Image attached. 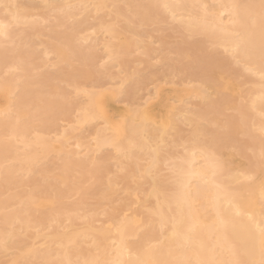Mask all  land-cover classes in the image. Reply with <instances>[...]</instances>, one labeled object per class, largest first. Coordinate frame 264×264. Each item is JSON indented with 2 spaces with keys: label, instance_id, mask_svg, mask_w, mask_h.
Listing matches in <instances>:
<instances>
[{
  "label": "bare ground",
  "instance_id": "6f19581e",
  "mask_svg": "<svg viewBox=\"0 0 264 264\" xmlns=\"http://www.w3.org/2000/svg\"><path fill=\"white\" fill-rule=\"evenodd\" d=\"M41 1L42 4L44 3V7H47L50 3H54V7L52 6L53 10L63 14V16L61 15L62 17H57V21L60 20L59 22L62 24L64 23L62 19L71 18L76 15H85V19H89L92 15L94 17L99 14L103 8H107L112 3L114 4V2L116 3L120 0H40V3ZM123 3L124 7H126L125 10L122 6L121 9L117 8L116 11V13L123 15L125 18V20L123 19L124 27L121 29L123 33L118 32L120 30L116 31L117 22L115 18L105 20L101 16L98 17L99 21L97 28L102 31V45L106 58L114 60L116 65L118 64L117 56L122 54L124 48L130 45L137 48L142 41V46L143 43L146 44L143 40V38L145 39L146 37H143L145 32L143 33L131 26L130 23L138 22L142 24L150 19L158 20L161 19L159 18L161 13L166 11L170 14L174 22H177L178 26L190 33L205 35L219 47L227 46L233 60L242 61L246 66L244 68H249L248 70H251L252 73L255 72L254 74L256 75L260 74L258 75L260 77V81L257 83L258 87L252 91V97L249 99L248 105L242 106V108L241 106L239 107L241 108L239 113L241 118L239 117V119L242 120V123H240L244 125V127L247 126L250 121L253 125L252 127H260L264 131V122L262 121L264 116V54L261 53V42L262 39H264V4H262L261 0H251V2H249L250 4H248V2L242 4L238 0H124ZM33 4V0L32 3L29 2V0H27V2H20L19 0H0V6H4L3 8H5L6 11H4L6 13L7 11L10 12V17L12 21L16 23L15 25H17L18 22L27 20V8L31 9L35 7ZM194 4L195 8H199H197V10L200 12H192V10H195V8L192 7ZM126 10L131 11L130 15L126 16L123 14ZM1 15L0 26L4 27L6 34L0 36V38H5L10 34L8 27L9 22L6 16L2 17L3 15ZM34 22L33 19L31 25H34ZM83 22H86V20L81 22L76 21L68 27L69 30H66L67 32L61 34L55 32L54 28L50 30L52 32L50 33L53 34V38L60 41L63 45L60 46V42L59 45L52 42L48 43V45L50 44L51 46V52H53V49L59 53L58 59L67 60L77 56L78 59L85 61V59L89 58L76 42L77 38L82 36L79 33L87 29V27H83ZM81 33L83 34V32ZM125 33H128L130 36L125 37ZM85 36L87 37V35ZM85 36L81 38L85 39ZM115 39L119 40L118 43L114 42ZM1 41L2 40H0V66L6 65L7 67H12L14 63H12V61L16 57L15 61L23 63L22 69L25 72H29L30 67L28 64L31 63L29 54H24L22 49H20L17 51V55L14 56L12 53L16 52L15 48H4L2 47ZM6 41L8 42V40ZM148 42L152 43L151 39ZM199 44L200 43H196L194 46H198ZM149 50L151 51V49ZM183 50L185 49L182 44L175 48V52L178 54H182ZM45 53L48 54V50L45 51ZM209 54L208 52V54L203 57L205 66L207 65L208 69L207 67L206 69H201L200 77L202 79L200 78V80L202 81L201 83H204V85L212 91L220 93V96L215 100L212 99L211 93L205 91L207 90L205 86L204 88L200 86H189L174 87L171 89L156 88L152 93V98L150 96L151 94H148L149 98L147 99L149 100L145 101L142 107H138L137 105L134 106L130 103L127 105H120L114 101V97H116L118 91H122V89L119 88L120 90L117 89L115 92L105 95V93L103 94V92L93 89H85L84 87L79 88L76 84V76L81 71L75 68L70 71L61 72L59 75H42L36 80L35 78H31V80L30 78L26 80L23 79L24 81L21 83L17 81L19 84L11 81L9 78L2 79L0 81V177L4 178L8 182L7 184L10 185L15 182L14 177L17 172H24L25 174L35 172V167L42 158L45 159L46 155L52 152H61L64 143L68 142L65 130L63 129L60 135L58 133V137L56 134L54 135L56 141L54 142L53 140L54 143L50 142V137L48 138L45 136L46 133L48 134V132L53 130V122L58 114L68 111L67 100L65 99V102L62 97L48 96L42 100L40 105L37 104V101L35 102L33 100L36 92H34L35 89H32V86L37 87L38 90L47 89L46 86L51 87L48 81L56 77H63L70 81V84L73 83L78 94L81 92L86 98L77 104V110L79 112L76 116L77 123L89 124L94 121L96 122L98 119L104 121V126L94 129L95 131L92 137L90 136L91 139L84 145L85 147L83 149L88 151L87 154L84 155L85 158L68 159L69 157H66V160L62 162L60 167L63 173L69 174L73 169H79L81 172L90 175L89 180H91L92 184L99 182L97 173L101 167V169H103V166L106 165L107 157L96 156V154L99 153L102 147L113 145L116 153L115 155L118 157L124 154L126 157L130 156L132 148L135 147L138 149H149L151 161L148 162V165L144 168L145 173L148 175L151 170H154L159 161H161L159 160L161 154L159 153V155L158 152L162 146L158 144L153 146V140L158 138V141L163 143L165 139H167L166 136L167 134L169 135L168 132L172 130V127H177L178 121L174 116L175 114L177 115V113L188 123L192 121L195 122V126L191 131L195 142L191 146H186L183 154L176 158V160L178 159L176 162L174 161L175 163H170V165L172 164V171L174 173L172 187L166 188L159 180L154 181L155 183L153 184L154 187L151 192L156 198V203L152 208L151 214L156 217L157 226L160 229L165 226L164 224L169 222V227L165 234L162 233V235L158 237L156 232H154L155 229L150 227L148 231H145L138 237V240L129 241L130 236H136V231L133 225H129L128 222H125V219L122 223L116 222V232L113 235L106 236L104 230L103 232H99L105 241H109V249L105 248L106 244L105 247H102L103 250L99 254L82 255L81 251H77L75 254L73 253V247L75 244L77 245V238L79 240V238L83 236L87 237L91 235V233L87 234L88 225L82 228L78 227L79 229H76L73 233H69V231L68 233H58V237L55 241L57 247L53 250H51L50 240L47 242L45 241V243H47L45 249L41 250L38 247H27L23 250L22 247H24V244L22 243H24V241L20 242V237L18 238L15 233L17 223H24L25 229L29 227L31 223L42 225L45 221L56 220L54 218L55 213L59 214L62 212L61 210L70 209L68 201L71 198L68 201L64 200L63 191L58 188L60 186L57 184L56 186L53 183H48L44 181V179H41L42 182L33 180L31 185L38 188L43 186V195L45 193H51L52 191L60 195L61 198H57L59 205L57 202L56 205L58 206L54 207L56 210L45 211L43 207L45 203H47V206L48 203H51L52 206L51 198L49 197L50 199H48L46 195L44 196L47 198H44L40 202H38V200L34 201L36 200L34 197V200H32V198L31 200L19 201L20 197L18 198L19 195L17 194H12L6 199L0 198V210L8 208L6 211L2 210L3 212L0 214V248L2 247L5 250L18 243L19 248H22L23 251V259L29 256L36 258L37 256L43 260V264H260L261 260L264 259V254H262L264 253V169H262V167L264 168V162L261 161L262 163H259L261 159L258 160L262 141L259 139L256 140L254 144H249L253 145L255 149L254 153L250 155L251 157H247L249 164L238 168L235 164L233 166L231 161L222 158L225 156L223 155L224 151H221L223 145L234 142L233 138L235 136L233 137V133L241 127L238 125V120H236L237 124L235 119L228 117L229 119L226 120V126L230 129H228L229 133H221V131L219 132L217 130L209 131L205 129L206 127L204 125V127L199 125L201 124L199 120L203 121L208 113L207 109L200 110V108H203V105L213 109V112L219 113L224 105L231 104L230 97L223 89L224 87L228 88L229 83H222V80L220 81L216 75L210 74L213 68L219 67L224 61L221 60L219 56L214 57L215 54ZM200 58L197 60L202 62V57ZM205 59L208 60L205 62ZM112 65H114V63ZM183 70L186 71L185 68ZM26 74L24 75L26 76ZM204 76L208 77L204 80ZM132 87L133 84L128 88L129 90L127 89L126 96L132 94L131 92L134 90ZM230 88L237 90L234 84L231 85ZM123 92L124 90L122 93ZM62 94L65 93L62 92ZM129 97L131 98V96ZM129 97H127L126 100L129 101ZM193 97L201 99L202 104L199 102L198 108H191L192 106L189 108L184 105L186 99ZM175 101L183 104L175 106L173 104ZM103 104H106L109 108L103 110L101 108ZM28 106H31V111L25 112L21 109L24 107L27 108ZM16 108L18 109L17 112L14 111ZM23 112L25 116L21 115ZM13 113H15V116L11 118L10 115ZM8 116L11 120L4 119ZM117 116H121L123 120L118 122L114 121ZM34 120L38 121L39 129L37 127V129L34 128ZM246 120L249 121L246 122ZM211 122H213V120H211ZM175 127L173 128L175 129ZM108 130H113V132L110 133V135L109 133L106 135V131ZM243 130L249 133L246 127ZM205 132H209V140L207 142L202 141V143L199 144L200 141H197L195 137ZM252 134L248 135L252 136L254 139ZM7 135L11 137V140L6 138ZM81 141L78 140L73 143L78 149L76 154L81 152L80 148L83 144ZM17 142L22 145L20 151L18 150ZM32 146H35V148L34 152L31 153L29 148H32ZM124 150H126L124 154H121V151ZM262 152L264 151L262 150ZM88 153L93 154L92 161H87L88 158L86 156L89 155ZM263 159L264 157L262 160ZM18 160H24L25 162L24 164L22 163L23 165H19L20 163L17 165L14 162ZM7 161L8 163H5ZM260 164L263 165L260 167L262 171L257 169ZM222 171L225 172L228 180H221L219 178V174ZM100 172H102V170ZM24 173L23 175H25ZM45 177L49 178L47 181L50 182L51 176L48 177L46 174ZM17 178L19 179V177ZM58 178L62 180L61 178H64V176ZM67 178L69 179L68 175ZM64 181H67V179H64ZM230 183H234L235 185ZM229 184L234 186H229ZM109 186L110 181H107L105 188H110ZM90 188L92 189L91 186H81L75 189L73 194L77 197H73L80 198L88 194ZM100 193L102 197L105 195L103 190H101ZM245 193H248V195ZM39 195L40 194H38V196ZM70 195H66V197ZM14 200L19 202L18 204L16 203L17 206L13 208L12 204L15 202ZM32 210L41 211H39L40 214L35 215L36 213L33 214L31 212ZM83 216L81 215V217ZM91 222L93 224V221ZM65 226L66 224L63 225V228H65ZM98 231H100V228ZM43 232H45V229ZM14 235L19 242L12 239L15 237ZM99 239L100 238H98V241ZM97 242L94 243L95 247L93 249L101 248L102 244ZM73 256L82 257V261L73 262Z\"/></svg>",
  "mask_w": 264,
  "mask_h": 264
},
{
  "label": "rangeland",
  "instance_id": "374dc122",
  "mask_svg": "<svg viewBox=\"0 0 264 264\" xmlns=\"http://www.w3.org/2000/svg\"><path fill=\"white\" fill-rule=\"evenodd\" d=\"M19 1L27 2V0H19ZM238 1L241 2L242 4L243 3L246 4V2L250 4L249 2H251V0L248 1L238 0ZM29 2L32 3V0H29ZM123 2L124 0L117 1L116 3L114 2V4L112 3L107 8L106 7L103 8L102 11H100V13L95 15L94 17L93 15L90 16L89 19L88 18L85 19V15L84 16L76 15V16H72L71 18L64 17L65 19H62L64 20V23L62 24L59 22L60 20L57 21L58 20L57 17H62L63 14L59 12H55L53 10L54 3L53 4L50 3V5L48 4L49 6L47 5V7H44V3L42 4V1L40 3V0H33L34 3L33 5H35V7H32L31 9L27 8L28 11L26 12L27 14V18H26L27 20H25L26 22L23 20V22H18L17 25H15L16 23L12 21L10 17V12L7 11L6 13L5 8H3L4 6L3 5L0 6V15L2 14L3 15V16L1 15L2 17L6 16V19H8L9 22L8 27L10 30L9 36L5 38H0V40H2L1 41L2 42L1 44L3 45L2 47L7 49L15 48L16 52L12 53L14 56L17 55L18 53L17 51L22 49L24 54L26 53L29 54V56L31 57V59L30 58L29 59L32 63L31 64L29 61L30 64L28 65L30 67V70L28 67L29 72L28 71L25 72L22 69L23 63L21 62L19 63L18 61H15L16 59L15 57L12 61V63L14 62L12 67L10 66L7 67L6 65L0 66V81L2 79L9 78L13 82L21 83L27 78H30V80L31 78H35L36 80L42 75H46V74L59 75V73L61 72L70 71L73 68H75L81 71L76 76V84L79 88L84 87L85 89H93L99 92H103V94L105 93V95L106 94L109 95L120 88L122 89V91L124 90L125 94L124 92L122 93V91H118V94L116 95V97H114V101L116 103L120 105L123 104L127 105L130 103L131 105L134 106L137 105L138 107H142L144 105V102L149 100L147 98H149L150 94L152 98V93L154 89L156 90V88L171 89L174 87H189V86H200L204 88L205 85L204 83H201L202 81L200 80L201 78L200 76H201V69L202 68L206 69L207 67V65L205 66L203 57H205V55H207L209 52L210 54L213 55L215 54L214 57L219 56L220 59L224 61V62L221 61L222 64L219 67L213 68L210 71V74L216 75V77L219 78L220 81L222 80L221 81L222 83L223 82L229 83L228 88L224 87L223 89L230 97L231 104L224 105V107L221 108L220 110L221 113L219 112L220 114L213 112V109L207 108L205 105H203L202 106L203 108H200V110L207 109L208 113L206 114V117L205 119H203V121L199 120V123L201 124L199 123L198 124L202 126L204 125L206 127L205 129L209 131L217 130L219 132L221 131V133L222 132L229 133L230 129L226 126V120L229 119L228 117L235 119V122L236 120H238L237 122L239 124L237 122L236 123L241 127H239L233 133L234 134L233 137L235 136L233 138L234 144L231 142L230 144L228 145L225 144L221 147V151L222 152L224 151L223 155L225 156L222 158L231 161L233 166L235 164V166H237L238 168L244 167L246 164H249L247 157L252 155L255 150L253 145H249V144L251 143L254 144L256 140L260 139L262 141L261 152L262 150L264 151V138H263L264 131L260 127L258 128L252 127L253 125L249 120H246V122L248 121L249 122L247 126H245L246 129L249 130V133L243 130L245 127L244 125L241 124L242 120L239 119V117L241 118V115L239 113L242 106L248 105L249 99L252 97V91H254L255 88L258 87L257 83L260 81L259 80L260 77L258 75L260 74L256 75L254 74L255 73L254 71H253L254 73H252L251 70H248L249 68L248 69L244 68L246 66L242 61H240L241 62L240 63L238 60L235 61L236 59L233 60L231 56V52H229L230 50L228 49L227 46L219 47L217 44L213 43L212 40H209L205 35L190 33L189 31L178 26L177 22L176 21L174 22V20L170 17V14L166 11L165 12L163 11L161 13L159 17L161 19L158 20L150 19L142 24H139L138 22H131L132 24L130 23L131 26L137 28L143 33L145 32L143 37L145 36L146 37L145 39L143 38V40L144 42H146V44L143 43L142 46V42H143L142 41L140 43L141 46L139 45L137 48L131 45L124 48L122 50L123 51L122 54L117 56L118 64L115 65V61L106 58L104 54L103 45H102V34H101L102 31H100L97 28L99 21L98 17L101 16L105 20L110 18H115L117 22L116 31L120 30L118 32L123 33L121 29L122 27H124L123 24L125 18L123 15L116 13L117 8L121 9L122 6L123 9L125 10L126 7H124ZM261 2L262 4H264L263 0H261ZM192 7L195 8V4ZM197 8H195V10H192V12L193 13L200 12L199 10H197ZM130 12L131 11L126 10L123 14L128 16L130 15ZM33 19L35 21L34 23L35 24L37 23L36 25L34 24L35 26L31 25V21H33ZM84 19L86 20V22H83V27L85 28L87 27V29L86 31L85 30L81 31L83 32V34L81 32L79 34H81L82 36L87 35V37L85 36L86 38L82 39L81 38L82 36L78 34L80 37L77 38L76 42L80 46L81 50L83 49L84 53L87 54L86 56L87 57L89 56V58L85 59V61L78 59L77 56L67 60H63L60 58L58 59L59 53L57 51H54L53 49H52L53 52H51V46L50 44L48 45V43L52 42L59 45L60 41H57L53 38V34H51L52 32L50 30L54 28L55 32L61 34L67 32L69 30L68 27H70L76 21H80V22L85 21ZM125 35H126L125 37L130 36L128 33H125ZM150 39L152 43L148 42ZM6 40H8V42ZM118 41H119L118 39H115L114 42L118 43ZM196 43L197 44L200 43V44L198 46H194L196 45ZM180 44H182L185 49L183 50L182 54H178L177 52H175V48ZM60 46H63L62 43L60 44ZM146 47L148 48L150 47L149 49H151V51ZM47 50L49 52L48 54L45 53V51ZM200 57H202L203 63L197 60ZM206 60L208 59H205V62ZM113 63L114 65H112ZM194 63L196 66L194 65ZM184 68L186 69V71L183 70ZM24 74H26V76ZM206 77L208 76H204L203 79L205 80ZM62 78L63 77L61 78L56 77V78H52L53 80L50 79L48 82L50 83L49 85L51 87L46 86L48 90L45 88L38 90L37 87L32 86V89H35L34 92H36L33 100L35 102L37 101L38 105H40L42 103V100L47 98L48 96L62 97V99L67 100V102L66 100L65 102L67 103L68 111H66L65 113L60 112L58 114L55 121L53 122V130L48 132V134L46 133L45 136L48 138L50 137V142L54 143L56 142L54 135L56 134V136L58 137L63 129L65 130L66 139L68 138V142L64 143L61 152H52L47 154L45 159L42 158L35 167V170L37 172L35 171L30 173L33 175L25 174L24 172L23 173L25 175H23L22 172H17L14 177L15 182L11 185L7 184L8 182L4 178L0 177V198L2 199H6L10 197L12 194H17L19 195L18 198L20 197L19 201L31 200L34 197L36 200H34V198L32 200L34 201L38 200V202H40L44 198L48 197V199L51 198L52 206L51 203H48V206L47 203H45V205H43L45 211L56 210V208L54 207L59 205L58 199L61 198V196L54 193V191H52L51 193L50 192L45 193L44 195H46L47 196L46 197L42 193L44 192L43 186L38 188L31 185L33 180L42 182L41 179H44V181L48 183H53L54 185L57 184L58 186H60L58 188H60L63 191L62 193L64 194L63 197L65 201H68L71 198L68 201L70 211L68 209L67 210L64 209V211L61 210L63 213L62 212L59 214L55 213L54 218L56 220L53 219L50 221H45L42 225L31 223L30 226L27 227L26 229L24 228V223L16 224L18 228L17 227L15 228V233L18 238L20 237L19 238V240L21 239L20 242L24 241V243H22L24 244V247H22L23 250H25L27 247L29 248L38 247L41 250L45 249L47 244L45 243V241L47 242L49 240L51 241V245H50L51 250H53L57 247L55 241L56 238L58 237V233L60 232L68 233V231L69 233H73L76 231V229L78 230L80 227L82 228L83 226L88 225L87 234L91 233V235L90 236L88 235L87 237L83 236L79 238V240L77 238V242H76L77 245L76 244L74 245V247L76 248L73 247V251H74L73 253L75 254L77 251H81L82 255L99 254L103 250L102 247L103 246L105 247L106 244L107 245L105 248L109 249L108 247L109 241H105V239L101 237V233L99 232H103L104 230L106 236H111L116 232L115 230L117 226L116 222L122 223V221L124 222L125 219H126L125 222H128L129 225H133L136 231L135 232L136 236H130L129 241L138 240V237L142 235V233H144L145 231H148L150 227L155 229L154 232H156V235H158V237L159 235H162V233L165 234L166 230L169 227V222L164 224L165 226H163L161 229L157 226L156 217L151 214L152 208L155 206L156 203V198L153 196L151 191L154 187L153 186V184L155 183L154 181L157 180H159L161 184L165 185L166 188L172 187L171 185L173 183L174 173L172 171L173 170L172 164L170 165V163H173L174 161L176 162L178 160V159L176 160V158H178V156L183 154V152L186 149V146L187 147L189 145L191 146L195 142V140L193 139L194 137L191 134V131L195 126V122L192 121L188 123L186 120H183V117L182 116L180 117L178 113L177 115L176 114L174 115L176 117L175 119H177L178 121L177 122L178 124L177 127L173 126L175 127V129L172 127V130L168 132L169 135L167 134L166 136L167 139H165L163 143H160V141H158L159 140L158 138H155L156 139V140L154 139L155 141L153 140V146H156V144L162 146L160 147L158 152V154L159 153L161 154V158L159 157V160L161 161H159V163L155 166L154 170H151L148 175L145 173L144 168L146 167V165H148V162L151 161V157L149 155V149L147 150L144 148L138 149L137 147H135L132 148L131 150L132 152L130 156L128 157L124 156L125 155L124 152L126 151L124 150L121 151V154L123 153L124 155L121 156L119 154L120 156L118 157L115 155L116 153L113 145H107L102 147L99 153L96 154V156H106L107 157L106 165L103 166V169H101L102 167L100 168L102 172H100L101 170L99 169V172L97 173L99 182L94 183L95 184L94 185L92 184L91 180H89L90 175L81 172L79 169H73L71 172H69V174L68 173L66 174L65 172L63 173V171L60 170L61 164L64 160H66V157H69L68 159L85 158L84 155H86L88 151L86 149H83L85 147L84 145L87 144V141L91 139L92 134L95 131L94 129L104 126L103 125L104 121L102 119H98L96 122L94 121L89 124L86 123L81 124L76 122V116L79 113L77 110V106H78L77 104H79L86 98L84 97L83 93L79 92L78 94L77 89L75 88V85L73 83L70 84L69 83L70 81L66 80L65 78L63 79ZM132 84H133L132 88H134V90L131 92L132 94L129 95L131 96L130 98L129 96H126L127 95L126 93H127V89L131 87ZM233 84L235 85L237 90L230 88L231 85ZM205 88H207V90H205L206 92L211 93V97H213L212 98L213 100L217 99L220 96V93L212 91L207 86H205ZM62 92L65 94H62ZM127 97H129V101L126 100ZM185 102L184 105L188 106L189 108L191 106H192L191 108H198L199 102L201 103V99L198 97L195 98L193 97L190 99H186ZM173 104L175 106H180L183 103L181 102L178 103L177 101H175L173 102ZM105 105L106 104H103V106L101 105V108L103 110L104 109L107 110L109 108L107 107V105L106 106ZM240 106L241 108H239ZM28 107L27 108L24 107L21 109L25 112L31 111L32 109L31 106ZM14 111L17 112L18 109L16 108ZM21 115L25 116V113L23 112L21 113ZM13 116H15V113L10 115L11 118H13ZM10 117L8 116L5 117L4 119L11 120ZM117 117L115 118L114 121L118 122L123 120L121 116H117ZM211 120H213V122H211ZM262 121L264 122V116ZM34 124H35L34 128L36 127L38 129L40 128L37 120L36 121L34 120ZM112 132L113 130H108L106 131V135H108V133L110 135V133ZM208 133L205 132L204 134L198 135L196 136L197 138L195 137V139H197V141L198 140L200 141L199 144L202 143V141L207 142L210 136V134ZM248 134L249 135L252 134L254 139L252 138V136H249ZM6 138L11 140V137H8V135ZM78 140L79 141L82 140L81 142L83 144L82 147L80 148L81 152L76 154V151L78 149L76 146L73 145V143H75ZM17 147L18 150L20 151L22 149L21 143L17 142ZM34 148L35 146L29 148L31 153L34 152ZM261 152H259L260 154L258 156L259 157L258 160L261 159L259 160L260 162L258 161L259 163L264 162V159L262 160V158L264 157V152L262 153ZM88 154L89 155L86 156L88 158L87 161H92L93 154L91 153ZM20 161L18 160L15 161L14 163L17 165L19 163H20L19 165H23L25 162L24 160H20ZM5 163H8V161ZM261 165L262 164H260V166L257 168L258 170L259 169L261 170L260 167L263 166ZM137 166L138 168L140 167L139 170ZM262 169L264 168L262 167ZM40 174H42L43 176ZM46 174L48 175V177L51 176L50 182L47 181L49 180V178L45 177ZM67 175L69 179L67 178ZM63 176L64 178H61L62 180L58 178ZM17 177H19V179ZM219 178L221 180H228V177L225 175L224 171L220 172ZM64 179H67V181H64ZM107 181H110V186H109L110 188H105ZM230 184H234V183H230ZM230 184L229 186L235 185V184L234 185H230ZM81 186L82 187L91 186L92 189L90 188L88 194H85L80 198H74L73 196L77 197L75 194H73L75 189ZM101 190L105 192V195H103V197L100 195ZM38 194L40 195L38 196ZM66 195H70V196L69 197L67 196L68 197L67 198ZM246 195H248V193ZM16 201L12 204L13 208L16 207L19 202ZM57 202L58 205H56ZM2 210L6 211L8 210V208L1 209L0 214L3 212ZM39 211L32 210L31 212L33 214L36 213L35 215H38L40 214ZM81 215L84 216L81 217ZM91 221H93V224ZM65 224H66L65 228H63V225ZM99 228L100 231H98ZM44 229L45 232H43ZM16 236L12 238L13 240L15 239L14 241L17 240ZM98 238H100L99 241ZM96 242L102 244L101 248L93 249L95 247L94 243ZM22 248H19L18 243L13 245V247L7 248L8 250L7 249L4 250V248L1 247L0 264H43V260L41 258H38L37 256L36 258L29 256L23 259L24 257L22 253L23 252ZM81 261H82V257L79 258L73 256V262H81Z\"/></svg>",
  "mask_w": 264,
  "mask_h": 264
},
{
  "label": "snow or ice",
  "instance_id": "6c2138e0",
  "mask_svg": "<svg viewBox=\"0 0 264 264\" xmlns=\"http://www.w3.org/2000/svg\"><path fill=\"white\" fill-rule=\"evenodd\" d=\"M6 33H5V30H4V27L3 26H0V36H4ZM261 53L264 54V39H262V42H261ZM264 254V253H262ZM260 264H264V259L261 260Z\"/></svg>",
  "mask_w": 264,
  "mask_h": 264
}]
</instances>
